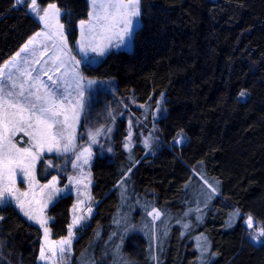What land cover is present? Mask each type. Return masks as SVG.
Segmentation results:
<instances>
[{
  "label": "trees",
  "instance_id": "trees-1",
  "mask_svg": "<svg viewBox=\"0 0 264 264\" xmlns=\"http://www.w3.org/2000/svg\"><path fill=\"white\" fill-rule=\"evenodd\" d=\"M53 2L64 11L74 44L89 1L39 0L42 6ZM141 7L133 49L112 50L85 72L113 79L121 98L155 106L163 97L156 121L161 145L147 155L136 145L132 157L121 120L111 150L96 148L91 171L97 205L78 231L73 264L81 255L94 264H264V240L252 242L244 222L253 214L264 227V0H142ZM40 28L26 4L0 0V66ZM89 118L90 111L80 132ZM179 133L185 136L180 145L173 142ZM58 160L42 157L41 181L58 174ZM206 179L219 180L221 194L204 203L198 221L196 190ZM74 199L66 193L51 204L54 238L68 234ZM153 208L158 219L149 215ZM235 210L240 216L233 219ZM0 216V264H39L42 229L11 203L0 205ZM122 230L120 248L115 236ZM200 233L210 240L208 256L201 258Z\"/></svg>",
  "mask_w": 264,
  "mask_h": 264
},
{
  "label": "rangeland",
  "instance_id": "rangeland-1",
  "mask_svg": "<svg viewBox=\"0 0 264 264\" xmlns=\"http://www.w3.org/2000/svg\"><path fill=\"white\" fill-rule=\"evenodd\" d=\"M37 2L41 8H46L48 6H42L39 3V0H37ZM20 4H30V0H26V3ZM30 13L39 20V18L34 13H32L31 11ZM63 13L64 11L61 9L60 22L62 24H64L62 21ZM141 14L142 7L140 3V16L133 18L134 34L136 30L142 25ZM87 19L88 18L82 20ZM39 22L41 23V28L36 33L47 31L44 28L43 23L40 20ZM78 28L79 36L74 44H72L68 38L66 26L64 29V35L67 38L70 55L74 56L76 60L80 61L79 65H76L72 60L68 59V57H63L66 62L65 66L61 67L59 71L53 70L48 73V75H52L54 79H57L60 78L66 70L68 71L69 75L65 77V79L72 84V87L69 89V91L71 92L70 99L74 102L77 99V92L74 78L71 74L72 69L75 68L84 77V79L81 81V88L83 90V108L77 109L79 113L78 122L74 123L72 121L71 111H69L68 113L70 117L69 124L72 125L69 131L73 132L75 137L73 140V146L68 152H63L62 150L57 151L55 149L49 152L45 149L44 152L36 160L32 173L27 178H25L19 170L16 171L14 180L15 187L19 190V192L15 193V195L19 196V193H27L26 196H19V200L23 203V210L18 206L15 199L9 197V203L15 205L26 219L34 224H37L42 229L43 237L41 247L44 246L47 241L58 242L68 237V234L61 238H54L52 236V216L49 214V208L56 199L66 193H73L75 197L74 204L72 206V219L70 225L73 224V221L75 219H79V224H77L72 229L73 236L71 239V245H66V251L63 255H61L58 251L60 246L59 244H56L55 247L57 248V255L52 256L51 253H46L50 257V259L46 261L40 259L39 253V264H73L74 241L78 236V231L89 222V219L93 215L97 205V201L93 198L92 195L93 177L91 171V163L97 147H100V151L111 149V138L119 121L123 120L126 124L124 147L125 145H127V148L125 147V149L130 153L132 157L135 156L133 151L136 145H142L145 148V155L154 153L161 145V136L156 126V121L164 110L163 97L159 99L155 106H151L150 103H141L134 97L121 98L117 94L116 84L113 79L101 80L98 78L89 77L85 72V66L96 64L101 58L105 57L112 50H132L134 47V39L128 40L126 38L125 43L121 44L117 36L112 35L111 45L107 47L103 55H100L97 52L91 51L90 48L85 49L84 51H81L79 49L78 42L81 40L80 24H78ZM36 33L32 35L25 43L27 44L30 39L35 37L34 43L29 45V51L21 52V49L25 45L24 44L20 48V50H18L9 60H7L0 66V68H4L6 64L8 65L7 68H4L5 81L7 80L9 72H11L14 77L19 76V72H17L16 67L13 66V63L20 68L29 67V69L36 68L37 70H39L41 67L45 69L53 68V65L50 61V57L54 52V49L52 48L53 41L46 40L43 35L36 37ZM101 43L107 44V41H101ZM45 47H47L48 49L47 55H44ZM33 50L35 51V56L32 55ZM17 53H20V57L17 58L15 62H13V58L16 57ZM25 58H27V60L29 61V64L27 65L23 63ZM33 59H40V64H32L31 61ZM45 61H48V63H45ZM32 74L33 76H35L37 75V72H33ZM48 75H44L43 72H40L41 80L44 83L51 84V81L48 80ZM89 81H91L92 83H89ZM105 93H107V95ZM108 94H110L111 97H108ZM93 102H100V105L94 106L92 105ZM90 106H94L95 109L91 110ZM89 111V124L84 127L83 132H80L84 115ZM61 119H63V117H61ZM98 129L100 130L99 134L95 135V142H93V134H95ZM129 135L131 136L130 140L128 139ZM101 137L103 139L102 142L100 140ZM184 139V134L179 133L175 137L173 142L180 145L184 141ZM178 140H180L181 142L177 143ZM13 141L17 144L18 147L30 146L29 137L26 136L23 132H17L13 137ZM63 143L64 141H61V149ZM45 154H55L59 157V172L58 174L54 175L49 181L44 182L41 181L38 177L37 167L40 160ZM85 159H87V163L84 162ZM62 175L66 176V181L64 184L61 183ZM212 182H207L201 190L199 188L198 190H196V194L199 196V199L197 200V204H199V207H197L198 221H201L203 218L202 207L204 206V203H207L216 195L221 194L220 181L215 179V181ZM209 185H211V187H209ZM122 187L124 188L123 183ZM213 188L216 189L215 192L212 191ZM89 209H91L90 212ZM25 211L29 212L30 215L38 219H44L47 221V224L45 225V227L49 229L47 237H45L44 228L41 227L39 223H37L36 219H29L28 216L24 214ZM236 211L237 210H235L234 212ZM238 216H240V213L239 215H233V219L238 218ZM249 216H251L253 220L252 227H249L246 223ZM244 222L248 230L249 239L256 244L261 243L264 240V237L259 238L260 242L253 240L252 237L259 236L260 231L264 229L263 223L259 221L253 214H247L245 216ZM179 226L182 225L179 224ZM181 229L182 228L179 229L180 234ZM125 234L126 232L122 230V234H120V237L118 235L115 236V240H117V244L120 246V248H123L124 246V239L126 236ZM196 240L199 246L198 251L200 254V258L201 256L207 257L208 251L210 249V246H208V241L210 243V240H208V237L202 233L196 235ZM78 261L79 264H94V262L91 260V256L88 255H81Z\"/></svg>",
  "mask_w": 264,
  "mask_h": 264
},
{
  "label": "snow or ice",
  "instance_id": "snow-or-ice-1",
  "mask_svg": "<svg viewBox=\"0 0 264 264\" xmlns=\"http://www.w3.org/2000/svg\"><path fill=\"white\" fill-rule=\"evenodd\" d=\"M26 3V0H17V4ZM141 0H89L90 11L87 20H80L81 40L78 42L79 49L84 51L90 48L91 51L103 55L107 47L111 45L112 35H116L120 43H125V39H134L133 18L140 16ZM29 10L34 13L43 23L45 32L36 33V37L43 35L46 40L53 41L52 48L54 52L50 57L53 68L45 69L24 67L20 68L13 62L20 57V53L13 58V66L16 67L19 76L14 77L11 72L4 78V68H0V205L8 204L9 197L16 200L17 204L23 210V203L19 200V196H26L27 193H19L15 187L14 177L16 171L27 178L31 175L36 160L46 149L51 152L57 151L68 152L73 146L74 133L69 131L72 125L69 124V111H71L72 121L78 122L79 113L77 109H82L83 90L81 81L84 77L75 69H72V76L76 86L77 99L74 102L70 99L71 92L69 89L72 84L65 77L69 75L66 70L60 78L54 79L52 75H48L50 71H59L65 66V59L68 57L76 65L80 61L70 55L67 38L64 35L65 26L60 22L61 9L55 3H50L46 8H41L37 0H30L27 4ZM35 37L30 39L21 49V52L29 51V45L33 44ZM107 41V44L101 43ZM119 46V45H117ZM48 54L47 47L44 48V55ZM32 55L35 56L33 50ZM59 62V63H57ZM25 65L29 64L27 58L24 59ZM32 64H40V59H33ZM48 63V61H45ZM33 72L37 75L33 76ZM40 72L48 75L51 84L44 83L40 78ZM23 78V79H21ZM89 83H92L89 81ZM240 96H245L244 92ZM63 117V119H61ZM99 129L93 134V142L95 135L99 134ZM17 132H23L29 137V147H18L13 141V137ZM128 139H131L129 135ZM61 141H64L62 149ZM181 142L180 140L177 143ZM147 143V142H146ZM127 148V145H125ZM35 150V151H34ZM111 150V149H109ZM87 163V159L84 161ZM203 179V177H201ZM55 179V178H54ZM207 183V180H205ZM218 183V182H217ZM211 187V185H209ZM216 191L215 188L212 189ZM91 209H89V212ZM29 219H36L37 223L45 230V237L48 236L49 229L45 227L47 221L38 219L25 211L24 213ZM149 215L153 219H158L161 215L160 211L153 208ZM233 215H239L238 210ZM4 217L0 216V220ZM82 219V217H81ZM246 223L252 227L253 220L249 216ZM79 224V219H75L72 225H69L68 237L58 242L47 241L40 250V259L49 260L50 257L57 255L56 244H59V253L63 255L66 251L65 246L71 245L73 236V227ZM187 227V226H185ZM264 237V229L259 236H253L252 239L260 242L259 238Z\"/></svg>",
  "mask_w": 264,
  "mask_h": 264
}]
</instances>
